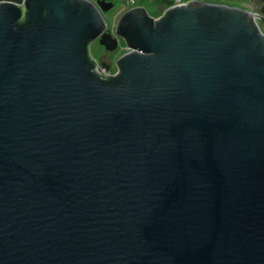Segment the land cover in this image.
I'll return each instance as SVG.
<instances>
[{
  "label": "water",
  "instance_id": "1",
  "mask_svg": "<svg viewBox=\"0 0 264 264\" xmlns=\"http://www.w3.org/2000/svg\"><path fill=\"white\" fill-rule=\"evenodd\" d=\"M113 6L0 2V264H264L252 11L138 6L112 34ZM96 40L127 49L113 75Z\"/></svg>",
  "mask_w": 264,
  "mask_h": 264
},
{
  "label": "rangeland",
  "instance_id": "2",
  "mask_svg": "<svg viewBox=\"0 0 264 264\" xmlns=\"http://www.w3.org/2000/svg\"><path fill=\"white\" fill-rule=\"evenodd\" d=\"M92 2H95L96 0H90ZM107 2H112L113 3V8L104 13V19L106 21V23L111 26V28L114 27V25L116 24L118 18L120 17V15L127 10V8H125V6H122L121 2L119 0H106ZM213 0H208V2H212ZM235 1L237 3H240L244 6H246L247 8H249L251 11H253L257 6V2L255 0H232ZM139 6L143 7L146 12L149 14V16L153 17V18H158L166 9V4L163 0H148V1H142L138 3ZM138 7V6H137ZM258 25L260 28V31L264 34V22H261L258 18ZM127 51V49L123 46L120 45L119 48H117L115 51H113L112 53H108V58L113 61L114 59L117 60L119 58V56H121L122 54H124ZM105 53L106 50L104 49V47H102L98 41H94L93 43H91L90 45V54L91 56L96 59L97 61H101L104 60L105 58ZM110 71L111 73H113L114 71H116V67L115 65L110 66ZM109 70V69H108Z\"/></svg>",
  "mask_w": 264,
  "mask_h": 264
},
{
  "label": "built area",
  "instance_id": "3",
  "mask_svg": "<svg viewBox=\"0 0 264 264\" xmlns=\"http://www.w3.org/2000/svg\"><path fill=\"white\" fill-rule=\"evenodd\" d=\"M122 4V6H125V8L130 9L133 7H137L139 6L138 3L142 2V1H148V0H119ZM164 1H168L170 2V5L166 7H172V6H176V5H182L191 1H202V2H208V0H164ZM259 8L260 5H258L253 11V16H254V20L256 21L257 25H258V20H257V15L259 14ZM259 26V25H258ZM106 73V72H105ZM107 74V73H106ZM108 75V74H107Z\"/></svg>",
  "mask_w": 264,
  "mask_h": 264
},
{
  "label": "flooded vegetation",
  "instance_id": "4",
  "mask_svg": "<svg viewBox=\"0 0 264 264\" xmlns=\"http://www.w3.org/2000/svg\"><path fill=\"white\" fill-rule=\"evenodd\" d=\"M106 1V0H105ZM258 5H260V4H258ZM107 27L109 28V30H110V32H112V34H113V28H111V26H109L108 24H107ZM96 41H98V40H96ZM120 45H123L124 47H125V45L123 44V42L122 41H120L119 42V45H118V47L117 48H119L120 47ZM108 53H112V52H108V51H106V53H105V58H104V60H101V61H97L96 59V61H97V63H98V65H101V63L102 62H105L107 65H108V69L106 70V73L108 74V75H113L116 71H114L113 73H111V72H109L111 69H110V66L112 65V63H113V65H115V62H116V60L114 59L113 61H111L109 58H108ZM120 57V56H119ZM116 67V66H115Z\"/></svg>",
  "mask_w": 264,
  "mask_h": 264
},
{
  "label": "trees",
  "instance_id": "5",
  "mask_svg": "<svg viewBox=\"0 0 264 264\" xmlns=\"http://www.w3.org/2000/svg\"><path fill=\"white\" fill-rule=\"evenodd\" d=\"M1 1H9V2H14V3H21L22 2V0H0V2ZM164 2L166 4V6H169L170 5V2H168V1H164Z\"/></svg>",
  "mask_w": 264,
  "mask_h": 264
}]
</instances>
